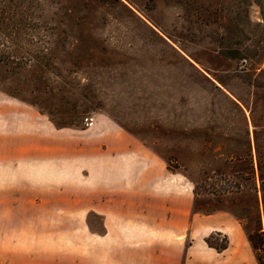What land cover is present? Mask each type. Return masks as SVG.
<instances>
[{
    "label": "rangeland",
    "instance_id": "1",
    "mask_svg": "<svg viewBox=\"0 0 264 264\" xmlns=\"http://www.w3.org/2000/svg\"><path fill=\"white\" fill-rule=\"evenodd\" d=\"M34 12L24 38L0 47L10 55L0 91L36 102L47 120L39 106L54 120L83 115L87 129L107 118L139 137L195 184V213L223 223L204 238L218 253L235 227L264 233V0H39ZM51 211L13 212L21 229L32 223L34 248H46ZM62 228L52 230L56 252Z\"/></svg>",
    "mask_w": 264,
    "mask_h": 264
},
{
    "label": "crops",
    "instance_id": "2",
    "mask_svg": "<svg viewBox=\"0 0 264 264\" xmlns=\"http://www.w3.org/2000/svg\"><path fill=\"white\" fill-rule=\"evenodd\" d=\"M96 125L93 138L78 137ZM61 132L69 136H55ZM18 193L28 196L19 202ZM40 204L52 210L40 238L45 249L34 248L32 223L21 229L13 217ZM194 204L195 184L118 123L101 118L84 130L57 129L0 91L1 264H53L57 254L68 264H258L239 227L223 253L207 246L204 238L224 225L197 215ZM91 213L100 229L91 227ZM57 225L63 247L56 252L49 242Z\"/></svg>",
    "mask_w": 264,
    "mask_h": 264
},
{
    "label": "trees",
    "instance_id": "3",
    "mask_svg": "<svg viewBox=\"0 0 264 264\" xmlns=\"http://www.w3.org/2000/svg\"><path fill=\"white\" fill-rule=\"evenodd\" d=\"M86 4L98 2L107 3L109 0H82ZM39 6V0H0V47L4 45L6 40L13 41L23 39V33L31 26L35 19V10ZM9 53L4 49L0 50V60L8 59ZM10 96L18 98L16 94H8ZM31 106H38L36 102H31ZM42 114H48L51 116L50 121L55 125L57 129L62 128H76L84 130L86 127L81 125L79 121L83 118L81 116H70L61 118L60 120H54L52 118L53 113L43 109L39 106ZM83 121V120H82ZM169 170L170 166H168ZM172 171V170H171ZM249 242L256 253L259 264H264V233L261 232L260 227L255 231L248 233ZM224 249V248H220ZM219 249V250H220Z\"/></svg>",
    "mask_w": 264,
    "mask_h": 264
}]
</instances>
